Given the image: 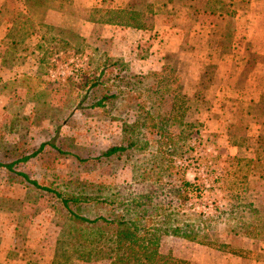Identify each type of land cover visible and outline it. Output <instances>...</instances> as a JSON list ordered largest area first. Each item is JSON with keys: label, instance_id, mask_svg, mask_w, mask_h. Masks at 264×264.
<instances>
[{"label": "rangeland", "instance_id": "rangeland-1", "mask_svg": "<svg viewBox=\"0 0 264 264\" xmlns=\"http://www.w3.org/2000/svg\"><path fill=\"white\" fill-rule=\"evenodd\" d=\"M0 6L17 7L37 26H51L40 34L49 37L42 42L44 51H38L41 41L35 36L25 44L28 52L15 55L8 54L9 27L0 25L4 163L29 156L42 144H55L16 169L43 186L78 179L74 181L137 190L133 166L152 162L160 149L156 136L147 152L134 154L130 161L99 158L109 148L128 143L124 124L136 119L139 104L153 105L172 121L171 132L181 150L179 159H172L185 162L188 180L201 189L189 207L212 217L211 228L204 232L216 245L166 237L162 252L169 264H193L208 252L227 253L242 264L264 259V93L259 98L254 90L264 88V83L257 85L264 79L253 75L257 83H249L251 68L240 79L237 54L240 46L260 43L256 38L246 42L243 29L249 35L264 30V0H0ZM97 10L137 12L148 32L94 29L90 19ZM179 30L187 35H179ZM53 37L64 42L50 45ZM256 54H245L248 65L264 66V56ZM106 58L129 66L124 73L128 78L120 85L133 84V100L119 102L106 114L87 105L76 107L81 98L69 96L71 83L81 80L88 65L97 68ZM230 73L233 78L226 80ZM139 93L145 97L138 99ZM57 150L90 161L81 165ZM53 208L50 195L0 168V264H52L65 225ZM223 244L229 252L218 250Z\"/></svg>", "mask_w": 264, "mask_h": 264}, {"label": "trees", "instance_id": "trees-1", "mask_svg": "<svg viewBox=\"0 0 264 264\" xmlns=\"http://www.w3.org/2000/svg\"><path fill=\"white\" fill-rule=\"evenodd\" d=\"M37 2L41 4L43 0ZM5 9L0 6V25L9 27L7 35L11 45L8 54L28 52L30 49L25 44L35 36L40 37L41 41L37 46L38 51H44L42 42L49 41V37L47 33L43 36L40 34L51 26H37L17 7ZM90 22L137 30H147L148 27L139 13L129 10H97ZM63 42L62 38L53 37L49 44ZM99 64L94 69L88 65L81 80L77 83L73 80L69 96L77 94V98H81L76 107L87 105L89 109L106 114L119 102L125 105L130 103L134 89L131 82H127L126 88L120 85L128 78L124 73L128 72L126 69L129 66L124 61L106 58ZM128 76L132 79L142 78L138 75ZM138 85L141 86L140 83ZM144 97L145 94L139 93L138 99ZM138 109L136 119L124 124L123 132L129 137L128 143L109 148L99 158V161H130L134 154L147 152L156 136L160 149L152 162L133 166L137 190L74 181L78 179H72L64 186H43L16 169L19 164L41 155L48 145L56 148L55 144H42L31 155L21 156L12 163H4L0 159V168L19 178L21 183L50 195L56 206L53 210L65 220L52 264L101 261L113 264H169L162 252L166 237L182 238L208 247L216 246L204 232L211 228L212 217L189 207L191 201L200 196L201 189L188 180L185 162L172 159H179L177 156L181 150L171 132V119L154 111L153 105L139 104ZM57 152L68 155L62 150ZM68 156L81 165L90 161L70 153ZM217 248L229 252L227 245Z\"/></svg>", "mask_w": 264, "mask_h": 264}, {"label": "crops", "instance_id": "crops-1", "mask_svg": "<svg viewBox=\"0 0 264 264\" xmlns=\"http://www.w3.org/2000/svg\"><path fill=\"white\" fill-rule=\"evenodd\" d=\"M89 7V6H88ZM94 29H98V30H104V29H107V28H113V29H126L128 33L130 32H134V33H139V34H145L148 32V30H137V29H133V28H125V27H117V26H112V25H106V24H99V23H92ZM246 33H245V37H247L248 39L246 40V42H251L254 38H256V41L259 43V44H250L249 45H244V47H238L239 48V51L237 52V54H240L241 56V61H240V67H241V70H242V74L240 75V79H244L247 77L245 73V70H248V69H254L252 71L251 74H249V83H251L253 85V83L256 82V80H252L250 77L255 75L256 78L258 79H264V73L262 71H260L261 69H264V66L262 65L263 63H260V62H254V63H250L251 66L248 65V62L247 60H245L247 58V53H253V54H256L258 52V54H256L255 56L257 57H263L264 56V30H254L252 31V33L249 35V30H246L243 29ZM178 34L179 35H182V36H186L187 34L181 30L178 31ZM259 37L262 38L260 41L259 40ZM255 42V40H254ZM183 45H181L179 47V50H183ZM242 49V50H240ZM234 48H232L230 50V55H231V63H234L233 62V57H234ZM236 54V55H237ZM261 56H260V55ZM244 59V60H243ZM229 61V57L228 55L225 56V63H227ZM236 63V62H235ZM256 63V64H255ZM247 67V68H245ZM233 75L230 73L228 75H226V80H228L229 78H233L232 77ZM258 84L257 85H260V83H264V81L260 82L261 80H258ZM257 83V82H256ZM264 85V84H262ZM255 91H258L260 94H259V98L261 97V94L264 93V88L262 89H254ZM253 98V97H252ZM258 98V99H259ZM260 262H253L252 264H264V259L262 260H258ZM242 264L243 260L242 259H237V260H233L231 255H228L227 253H219V252H208V255H206L204 258H198V260L194 259L193 261V264ZM221 262V263H220ZM248 261H245L244 264H247Z\"/></svg>", "mask_w": 264, "mask_h": 264}]
</instances>
